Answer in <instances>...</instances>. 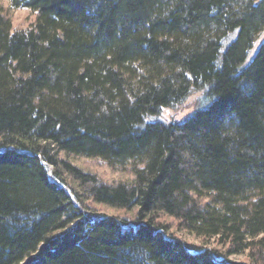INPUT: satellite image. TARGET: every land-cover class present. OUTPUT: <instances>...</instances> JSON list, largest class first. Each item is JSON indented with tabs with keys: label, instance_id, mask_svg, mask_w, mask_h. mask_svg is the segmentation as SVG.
<instances>
[{
	"label": "trees",
	"instance_id": "16d2710c",
	"mask_svg": "<svg viewBox=\"0 0 264 264\" xmlns=\"http://www.w3.org/2000/svg\"><path fill=\"white\" fill-rule=\"evenodd\" d=\"M0 264H264V0H0Z\"/></svg>",
	"mask_w": 264,
	"mask_h": 264
},
{
	"label": "rangeland",
	"instance_id": "374dc122",
	"mask_svg": "<svg viewBox=\"0 0 264 264\" xmlns=\"http://www.w3.org/2000/svg\"><path fill=\"white\" fill-rule=\"evenodd\" d=\"M26 15H27V13H25V12L19 13V15L16 17L17 21L22 22V21L26 20L28 18V16H26ZM203 95L204 94L201 91H193L188 96V98L185 100V102L183 103V105L181 107H179L177 109H162L159 116L150 117L147 119V121H155V119L166 121V122L183 121L184 119L189 117L195 109H197L198 107H202L207 103L205 100V97ZM83 166L88 167V168L94 167L93 163H91V162H83ZM97 166L98 165H96V167ZM99 173L103 174L105 177L112 179V180H116V179L121 178L117 173L111 172L110 170L106 169L104 164L101 165V170H99ZM49 179L52 180L51 177ZM106 212L109 215H116L117 214L116 212H113L111 210H107ZM132 225L133 224H129L128 227H133ZM173 234L177 239H179L180 241H182L185 244L200 245V243H201V241L198 240L197 238H195L194 236L188 235L184 232H179V231L174 230ZM209 247L210 246H208V248ZM231 260L233 262H236V263L245 262L246 255L233 256V257H231Z\"/></svg>",
	"mask_w": 264,
	"mask_h": 264
}]
</instances>
